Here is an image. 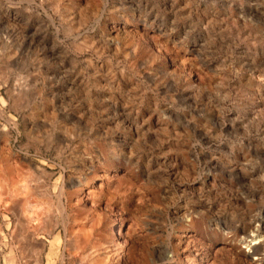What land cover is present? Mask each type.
I'll return each mask as SVG.
<instances>
[{
	"label": "rangeland",
	"instance_id": "1",
	"mask_svg": "<svg viewBox=\"0 0 264 264\" xmlns=\"http://www.w3.org/2000/svg\"><path fill=\"white\" fill-rule=\"evenodd\" d=\"M75 2L43 0L40 7L41 0H0V85L6 84L0 93L18 92L22 109L18 113L9 108L11 115L0 113V130L8 127L14 134L10 123L15 116L25 139L47 144L54 135L51 155L59 153L61 161L77 148L88 155L107 148L116 156L135 151L137 157L126 163L141 170L149 164L156 169L180 159L186 164L182 169L185 181L201 188L223 190L237 172L264 170V81L258 79L264 72V44L253 43V37L246 38L247 32L226 30L228 25L220 23L222 0H166L171 16L168 31L173 36L183 33L180 39L186 50L192 52L195 44L196 51L208 59L199 65L203 72L189 71L190 66L182 63L189 57L169 59L163 73L157 68L160 59L144 50L136 32H113L110 22L108 31L102 30L115 0H95L98 7L94 17L75 9ZM154 2L159 4L160 0ZM188 3L198 7L185 8ZM152 36L154 47L164 43V33L156 31ZM156 37L161 38L159 42ZM174 42L169 41L168 46ZM148 103L155 112L151 127L137 130V111L142 114ZM3 135L0 131V145ZM161 141L167 142L163 155L156 149ZM36 163L39 161L32 164L34 167L20 163L13 177L31 180L41 190L47 188L51 177L58 187L63 164L59 169L44 165L50 175L45 176ZM17 186L19 193L25 194L24 185ZM0 197L2 224L8 200L1 192ZM24 199L28 201L27 197L20 198ZM20 200L15 206H7L13 224L12 212L18 215L20 210L30 209ZM42 206L49 208L46 203ZM54 208L57 210L56 206L50 209L55 213ZM69 212V222L75 225V214ZM42 225L45 228V223ZM62 225L55 233L65 241ZM19 233L17 229L12 240L30 247L26 237L23 242L19 240ZM2 236L0 248L5 242ZM38 237L47 239L44 231ZM8 243L11 247L12 241ZM33 245L28 256H34L30 260L35 264L40 250L36 243ZM6 251H0V264Z\"/></svg>",
	"mask_w": 264,
	"mask_h": 264
},
{
	"label": "clouds",
	"instance_id": "2",
	"mask_svg": "<svg viewBox=\"0 0 264 264\" xmlns=\"http://www.w3.org/2000/svg\"><path fill=\"white\" fill-rule=\"evenodd\" d=\"M39 6H43V0ZM73 7L94 17L98 5L95 0H76ZM184 7L194 9L198 5L188 3ZM220 7L223 11L220 23L228 25L227 31L247 32L246 38L253 37V43L264 44V0H222ZM168 11L166 0H160L159 4L154 0H115L102 30L108 31L110 22L113 32L122 29L136 32L144 50L160 59L157 68L161 73L167 70L169 59L182 57H189L182 61L190 66L189 71L203 72L199 65L208 57L197 52L195 44L192 52H188L180 39L183 33L173 36L168 31L167 21L171 20ZM191 15L189 12L188 16ZM156 31L164 33V43L159 47L152 43V33ZM160 39L156 37L157 42ZM169 41L175 42L168 46ZM258 79L264 81V72ZM16 84H20L19 79ZM0 88H6V84ZM18 96L14 90L0 93V109L8 115H11L9 108L21 112ZM154 115L150 103L144 105L142 114L137 111V130L146 125L150 128ZM15 120L12 116L10 127L15 129L14 134L9 133L8 127L0 130L4 134V143L0 145V173L8 178L20 168V163L30 165L37 160L36 167L41 170L44 165L59 169L63 164L60 174L67 171L70 209L75 214L98 216L102 221L95 224V234L87 245L91 248L90 264H264V170L237 172L235 179L219 190L186 182L182 172L186 164L180 159L156 169L149 164L141 170L127 167L126 162L137 157L135 151L131 154L123 151L116 156L105 149L88 155L77 148L61 161L59 153L55 157L51 155L50 145L31 137L25 139L26 133L17 128ZM166 143L161 141L156 145L161 155L166 153ZM48 180L49 194L63 191L62 185L58 188L51 177ZM4 210L0 235H4L5 242L0 251H7L3 264H17V261L28 264L29 249L12 240L17 236V229L22 233L21 242L31 230L22 219L25 213L23 210L19 215L12 212L13 224L6 204ZM113 221L121 222L122 226L114 229ZM129 222V227H123ZM8 241H12L11 247ZM79 256L80 251L71 252V264H77L71 257Z\"/></svg>",
	"mask_w": 264,
	"mask_h": 264
},
{
	"label": "bare ground",
	"instance_id": "3",
	"mask_svg": "<svg viewBox=\"0 0 264 264\" xmlns=\"http://www.w3.org/2000/svg\"><path fill=\"white\" fill-rule=\"evenodd\" d=\"M3 112L4 111L0 109V113H3ZM54 139H56L55 136L54 135L51 136L47 142V145H52ZM67 141H70V139H67ZM53 146H54V143H53ZM108 150H110L113 155H116V153L113 152L111 148ZM30 165L34 167L32 164ZM127 167L132 168L128 164H127ZM36 168L40 170V168L38 167ZM41 172L45 176H50L47 170L44 168L41 170ZM29 173L32 174V172H29ZM15 174H11L8 178H5L3 174L0 173V192L1 194L5 195V197H7L8 201H12V204H14L13 206L19 203L20 198L22 199V198L27 197L28 201H25V199L24 201L29 204L30 209L25 210L27 211V213L24 215V218L22 219L25 221V223L29 224L31 227V230L27 232V236H26L29 242L28 244L30 245V247L28 248L30 249L31 246L32 248H34L33 243H36L38 246V250H40V254H38V256L35 258L36 259L35 264H67V262L70 260L69 258L70 253L75 252V251H80V256L71 257L72 260H76L77 264H90L89 257L91 254V248L88 247L87 245L89 242V238L95 234V224L101 223L102 221L100 217L98 216H92L87 213L75 214L73 210L70 209L69 204L71 202V197H70L71 188L69 187L67 179H66L67 175H62L60 179L61 180L60 184L63 186V191H56L54 194H49V190L47 188H43L41 190L42 187L35 186L36 184L31 182V180L26 179L25 181H23L22 179L14 178ZM78 179H80V177H78ZM96 183L97 185H99L100 181L97 180ZM20 184L24 185L23 186L25 190V191L23 190V192H25V194L23 193L24 195L23 194L21 195V193H19L17 185H19V188H21ZM60 184L59 186H61ZM40 191H44V194L43 195L40 194L41 193ZM38 196L42 198L40 199V201L38 200L39 198L37 199ZM24 201H22V203H24ZM22 203L20 204L23 206ZM44 203L49 205L48 209L42 206L44 205ZM8 204L6 205L10 207ZM52 206L57 207V210L56 208H54V210H56L55 213L51 211L50 209ZM69 210H71L75 214L74 217L72 218L75 225L74 224L72 225L69 222L70 214H71ZM43 223H45V228H43V225H42ZM60 223L63 224L62 227L64 230V234L66 236L65 241H63L61 236L55 233V229ZM121 226H122L121 222L113 221L112 223V227L114 229H119ZM129 226H130V222L128 224L123 225V227L125 228ZM43 231L46 233L47 239L38 237ZM21 234L22 233L20 230V233L18 235L20 236ZM3 241H4L3 236L0 235V244H2ZM48 245L50 246L49 249H48ZM25 247H26V243H25ZM33 258L31 259L33 260ZM28 263L32 264L31 260Z\"/></svg>",
	"mask_w": 264,
	"mask_h": 264
}]
</instances>
